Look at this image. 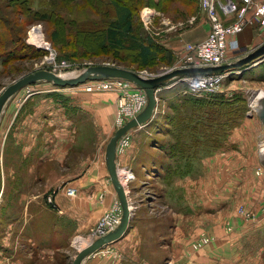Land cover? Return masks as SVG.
Returning a JSON list of instances; mask_svg holds the SVG:
<instances>
[{
  "label": "rangeland",
  "instance_id": "obj_1",
  "mask_svg": "<svg viewBox=\"0 0 264 264\" xmlns=\"http://www.w3.org/2000/svg\"><path fill=\"white\" fill-rule=\"evenodd\" d=\"M43 1L45 0H37V9ZM59 5V8H62V10L58 11V14L63 18L60 17L57 23L54 20L48 22L40 19L32 21V23L31 20L37 17L35 13L37 9L33 8L31 10L32 14L29 15L20 9V5L16 0H0V30L5 32L6 36L10 32L11 35H17V41L7 42L9 46L0 49V54L2 52H4V55L7 52L14 53L13 56H8V59H10L5 63L0 61V95L6 87L15 81L39 70H50L49 68L52 67L51 64L45 62L44 56L41 57L43 51H39L38 49L37 51L30 50L26 46V44H29L27 43L29 35L45 39L55 49L57 60L67 61L74 70L84 71L90 66L105 65L134 70L138 74L139 72H147L162 75L166 73L164 72L165 70L174 68L184 55L183 53L177 55V52L166 44L167 41L181 35L183 31L186 32L188 29L196 28L195 26L199 24L201 27V13L204 14L200 8V0L198 3H193L191 0H170L163 12L158 10V14L154 15L151 25L145 26L142 21V10L147 5L143 6L137 14V32L143 34L145 37H153L173 53L172 60L167 58L161 62L159 61L154 66L145 67L141 65L138 58L127 54V51H125L124 54L126 55L123 56V59L121 54V59L115 58L113 54L109 53L111 50L99 53L100 50L95 48L96 43L91 36L81 32L83 31V26L95 28V25L104 23L107 20V16L108 18L109 16L110 18L112 17L114 9L110 5L109 0L107 2L74 0L70 1L68 5ZM9 21L14 25L12 31L5 28L4 23ZM55 31H59L60 33L57 36L58 38L53 39ZM203 31L206 32L205 28H203ZM69 42H72V45L75 44V52H73V48H70ZM188 43L190 42H181V45L184 46L183 51ZM30 46L34 47L33 45ZM68 53H71V57H74L75 60L63 57L66 54L70 56ZM243 55L242 57L235 56L236 61L246 56ZM43 82L45 81H36L15 92L4 104L0 115V258H4V262H0V264H73L79 253L80 243L76 242V240L79 237H83L90 242L94 241L99 237L94 236V230H97V226L105 214L112 210L113 206H121L119 199L116 200L100 216L96 224L90 230H87L88 233L81 234L79 232L74 241L72 239L71 245L67 243L69 235L63 233L64 237L60 238L62 245H65L66 248H61L60 251L53 254L50 251L48 252L46 248L40 251L36 240V235L38 238L40 230L47 232V246L53 247V250L59 245L54 236L51 237L54 230L57 232L60 230L68 232L67 225H65L64 230L63 227H56L54 221L60 215L53 210L55 202L50 203L53 206L48 204V196L50 194L54 196L52 194L54 187L48 186L46 181H48V178L56 176L54 171H51L52 166L59 167L54 165V163L48 165L37 163V142L34 139V133L29 131L33 126L31 116L26 117L25 120L21 118L18 121L19 109L30 99L37 96V85ZM134 84L137 85L136 83ZM28 88L35 93L27 96ZM220 88L225 90L229 97L240 95L246 98L242 116H252L253 121L246 125V130L250 133L246 130L239 131V139L233 144L238 147L236 148V152L229 154V156L222 155L217 159H210L213 161L211 166L214 165L213 171L216 179L222 180L217 197L219 200L218 205L211 212L214 215L203 217L201 223L197 225H192L194 222L193 217H183L187 223L190 222L191 224H187L182 236L187 239L189 238L192 251L202 250L206 245L198 249L194 248L193 245L200 239H203V236L214 237L215 240L213 242H216L220 240V236L224 238L225 235L232 233L234 226L232 230H228L230 229L228 226L230 220H224V217L229 212L235 213V211L242 216L240 209L245 207L252 214L253 218L249 221L245 220L248 223V231H244L240 237V244L242 246L239 250L240 259H236L231 264H264V165L261 163V160L264 159L261 154V144L264 140V126L258 119L252 107L253 105L249 104L255 93L264 91V60L250 67L248 70L241 71L240 69L231 73L222 82ZM141 90L144 91L143 88ZM99 92H112L116 95L117 112L114 122L116 132L121 127L116 123L119 109L121 110L120 103L123 106H128L133 101L134 95L138 93V89L135 86L127 87L121 85L108 91ZM155 113L154 118L160 117L159 114H162L161 118L166 114L172 116L173 130H177L179 126H183V123H178V121L181 117L188 115L187 109L179 112L173 110L171 107L168 108L166 105H159V99ZM18 122L22 130H17ZM165 128L171 130L169 126H165ZM13 130L16 131V135L14 136ZM163 133L167 136L166 139H161L159 135L154 134L149 146H156L158 141L166 146L173 140L172 131H164ZM110 139L106 140V151ZM125 148L117 144V155L118 152ZM165 155L163 158H160L161 160H158L159 163L165 162L162 160L166 157L168 158L167 152H165ZM79 158L81 157L75 156L74 159L69 160L67 165L73 164L76 167ZM121 170H123V167H119V172L122 173ZM38 172L43 176V179L38 176ZM232 172H234L233 175L231 174ZM210 173L211 171L203 173L201 179L205 175L209 178ZM150 175L153 177L151 171ZM134 179L133 176V178L124 182L126 183L125 190L131 211L137 210L138 230H133V241L139 243V247L145 255L141 256L139 261L141 264H178L174 252L167 243L173 238L172 230H174L175 235V232L180 230L178 229L179 220L176 217L168 216L170 215L167 212L168 209L161 202L160 197H158L160 196L161 187L156 185V181L152 180L150 183L144 185L143 183L134 181ZM225 180L232 181L236 185L235 187L238 188V191L234 192L232 200H227L229 196L228 192L231 190L227 185L225 186ZM225 203L226 206L222 208ZM239 203L242 205H239ZM245 204H249L248 208ZM105 228L108 230L111 228V225H107ZM113 229L108 230V232ZM75 231L71 230L72 233ZM50 238H52V242ZM110 244L104 246L96 253H99L101 257L117 256L116 248L110 249ZM222 246V250L217 251L220 254V257L217 258L219 260L225 259L226 261L228 251H225L224 244ZM63 249L65 250L62 251ZM119 251L121 252L122 250L119 249ZM231 252L235 253L237 249L231 250ZM90 256L85 257L81 264H84Z\"/></svg>",
  "mask_w": 264,
  "mask_h": 264
},
{
  "label": "crops",
  "instance_id": "obj_2",
  "mask_svg": "<svg viewBox=\"0 0 264 264\" xmlns=\"http://www.w3.org/2000/svg\"><path fill=\"white\" fill-rule=\"evenodd\" d=\"M32 7L37 9V0H32ZM201 15V27L199 24L195 26L196 28L188 29L186 32L183 31L181 35L167 41L166 44L171 46L177 52V55L184 54V46L181 45V42L195 43L206 37L209 22L205 13H201ZM224 19L226 22L232 20V18H226L225 16ZM203 28L206 32L203 31ZM194 31L196 32L194 33ZM263 37L264 33L258 24L247 26L239 34L240 48L233 54L237 57H242L246 52L248 54L249 50L261 45ZM234 60L236 61V57L232 59V61ZM37 90L40 91L37 92V96L30 99L19 109L18 121L21 118L25 120L26 117L31 116L33 126L29 131L34 133V139L37 142V163H44L45 165L54 163L59 167L52 166L51 171L53 170L56 176L48 178L46 182L48 186L54 187L52 191L55 199L53 210L60 215L56 218L57 220L55 219L54 224L57 228L63 227V230L67 225L68 232L54 230L51 237L54 236L59 244L54 250L53 247L47 246L46 241L48 239L45 230L39 231L38 238L36 235L40 251L46 248L48 252L50 251L53 254L60 251L61 248H66L65 245H62L60 238L64 237L63 233L69 235L67 243L71 245L72 239L74 241L79 232L81 234L88 233L87 230H90L100 216L118 200L117 191L111 181L107 166L105 146L106 140L111 138L115 132L116 95L112 92H87L78 86H55L49 82L37 85ZM219 91L226 94L225 90L221 88ZM251 117L245 115L241 118L239 124L235 126L220 147L206 146L202 148L200 146L198 157L188 163L187 168L190 172L185 175L179 174L176 169L169 171L167 164L171 161V158L168 153V158L162 160L165 162H158L165 155V150L159 148L158 145L149 146V144L154 134L159 135L161 139H166L167 136L163 132H157L150 125L151 123L132 130L130 132V146L118 152L116 159L118 176L120 177L119 167H123L121 171L125 172V169L129 168L133 172L134 181L144 185L152 180L156 181V185L161 187L160 196L158 197L168 209L167 212L170 214L168 216L176 217L179 220L178 229L180 230L175 232L176 235L172 230L173 238L167 243L174 252L178 264H219V262L221 264H226V262L231 264L236 259H240L239 250L242 247L240 237L244 231H248V223L243 216L236 213V211L235 213L229 212L224 220H230L229 223L234 226V231L225 235L224 238L220 236L219 241L195 252L191 250L189 238L182 236L187 224L190 223H187L183 217H193L194 222L192 225L194 226L201 223L203 217L214 215L211 212L218 205L219 200L217 197L222 180L216 179L213 171L214 165L211 166L213 161L210 159H217L222 155L229 156V154L236 152L238 147L233 144L239 139V131L246 130V125L253 121ZM17 130H22L19 122ZM13 131L14 136L16 131ZM246 131L250 133L248 130ZM75 156L81 157L77 161V166L67 165L69 160L71 161ZM181 165L184 166V163ZM150 171L153 177H151ZM210 171L209 178L205 175L201 179L203 173H209ZM39 173L38 176L43 179V176ZM231 174L233 175L234 172ZM224 184L231 190L228 192L227 200H232L233 194L238 191V188L230 180H225ZM191 187L193 188L191 189ZM67 188L76 189L77 193L68 195ZM48 204H50L49 201ZM239 205L242 204L239 203ZM245 205L248 208L249 204ZM225 206L226 203L222 208ZM132 212L126 233L109 245L110 249L116 248L117 256L101 257L99 253H95L88 257L84 264H141L139 258L145 255L142 253L139 243L133 241V230H138V216L137 210ZM71 230L76 231L72 233ZM50 241L52 242V238H50ZM223 244L225 251H228L226 261L217 258L220 257L217 251L222 250ZM235 249H237V252L232 253L231 250ZM137 255L138 257H136ZM0 262H4L3 257L0 258Z\"/></svg>",
  "mask_w": 264,
  "mask_h": 264
},
{
  "label": "trees",
  "instance_id": "obj_3",
  "mask_svg": "<svg viewBox=\"0 0 264 264\" xmlns=\"http://www.w3.org/2000/svg\"><path fill=\"white\" fill-rule=\"evenodd\" d=\"M47 1L45 0L40 4L35 12L37 17L33 18L31 22L40 19L48 22L54 20L57 23L60 17L63 18L58 14V11L62 10V8H59V4L68 5L70 1L74 0ZM90 1L107 2V0ZM191 1L193 3L199 2V0ZM16 2L24 13L32 14V0H16ZM109 2L114 9L112 17L109 16L108 18L107 16V20L104 23L95 25V28L83 26V31H81L83 34L91 36L96 43L95 48L100 50L99 53L111 50L109 53L113 54L115 58L121 59V54L123 59V56L126 55L124 53L127 51V54L138 58L141 65L145 67L154 66L159 61L161 62L167 58L173 59V53L170 49L153 37H145L143 34L138 33L136 27L137 14L143 6L148 5L157 11L163 12L170 0H109ZM4 24L9 31L14 29V25L10 21ZM59 33V31H55L53 39L58 38ZM16 39V34L11 35L10 32L6 36V33L0 30V49L9 46L8 43L15 42ZM69 45L75 52V44L72 45V42H69ZM26 46L30 50L37 51L29 44H26ZM3 53L0 54L2 63L10 59H8V56L14 55L13 52H7L5 55ZM68 54L70 56L66 54L63 57L75 60L74 57H71V53ZM174 83L173 81L170 82L168 87L163 88L158 93L159 105H166L168 108L171 107L179 112L187 109L188 115L181 117L178 121V123H183V126L173 130L172 116L168 114L163 118H161L162 114H159L160 117L154 118L150 125L157 132L172 131L173 140L168 145L164 146L160 141L157 142V145L165 150L171 158V161L167 164L169 171L176 169L179 174L185 175L190 172L187 168L188 163L198 157L200 146L202 148L206 146L220 147L235 126L239 124V120L244 117V115L242 116V110H244L246 98L240 95L229 97L228 94L222 91L214 93L207 91L193 92L185 81ZM165 126H169L171 130L166 129ZM183 163L184 166L181 165Z\"/></svg>",
  "mask_w": 264,
  "mask_h": 264
},
{
  "label": "built area",
  "instance_id": "obj_4",
  "mask_svg": "<svg viewBox=\"0 0 264 264\" xmlns=\"http://www.w3.org/2000/svg\"><path fill=\"white\" fill-rule=\"evenodd\" d=\"M200 8L209 21L206 38L195 43H188L185 46L184 55L178 64L174 68L167 69L164 72L167 73L176 68L209 67L230 63L236 56L233 53L240 48L238 36L247 26L258 24L264 33V0H200ZM157 12V10L149 6L143 8L142 21L145 26L151 25L154 15L158 14ZM224 16L226 18H232L231 22H226ZM262 41L261 45L264 44V37ZM27 43L33 45L39 51H43L41 57L44 56V59H46L45 62L52 65V67L49 68L50 71L58 76L68 78L79 73L80 70L72 69L67 61H58L55 49L46 42L45 39L29 35ZM139 74L146 78H154L161 75L147 72H139ZM228 75L229 73L191 76L187 77L185 81H187L190 90L193 92L207 91L214 93L219 91L222 82ZM121 85L127 87L135 86L138 89V93L134 95L133 101L128 106H123V104L120 103L121 110L119 109L116 123L122 126L128 120L136 117L142 112L147 104V95L140 87L135 85L131 80L119 77H103L90 80L79 85V87H82L87 92H99L108 91ZM37 92L40 91L37 90ZM34 93L35 92H32V90L28 88L27 96ZM130 143L131 134L129 132L119 140L118 146L125 148L129 146ZM126 172L130 173L127 176L128 181L133 178L134 175L129 168L125 170V173ZM76 193V189L67 188L68 195H75ZM54 200V197L50 194L48 196V201L52 203ZM240 213L246 221L253 218L252 214L248 212L245 207L240 209ZM121 214V206H113L112 210L106 213L99 222L97 230H94V236L97 237L106 234L108 230L117 226L120 222ZM107 225H111V228L108 230L105 228ZM228 226L230 227L228 230H232L233 225L229 223ZM203 237V239H200L193 245L194 248L198 249L203 247L213 240V238L208 236H206L207 238L205 236Z\"/></svg>",
  "mask_w": 264,
  "mask_h": 264
},
{
  "label": "water",
  "instance_id": "obj_5",
  "mask_svg": "<svg viewBox=\"0 0 264 264\" xmlns=\"http://www.w3.org/2000/svg\"><path fill=\"white\" fill-rule=\"evenodd\" d=\"M264 60V44L256 47L249 52L245 57L230 63H226L219 66L209 67H188V68H176L170 72L162 74L154 78H146L136 73L134 70L124 69L115 66L94 65L86 68L84 71L79 72L77 75L63 78L55 74L50 70H39L35 73L29 74L13 84L5 88L0 95V115L6 101L18 90L22 89L29 84L36 81H45L54 84L55 86L67 87V86H79L90 80H96L103 77H119L133 81L139 87L143 88L147 95V104L145 108L136 117L128 120L123 126L118 128L115 134L111 137L107 147L106 157L107 166L110 174L111 181L117 191L118 199L122 207V215L118 226L104 234L97 237L91 245L77 254L73 264H81L82 260L88 255H92L104 246L117 241L127 231L133 212L128 202L125 187L122 185L117 174V144L120 138H122L129 131L146 125L154 118L155 109L158 106V93L160 89L166 87L170 82L176 80H184V77L200 76V75H213L220 73H234L236 70H248L250 67L258 64ZM243 69V70H242ZM258 97V93L251 98L254 110L259 120L264 125V96L260 99L258 104H254L255 98ZM264 165V159L261 160ZM0 187H1V168H0ZM91 253V254H90Z\"/></svg>",
  "mask_w": 264,
  "mask_h": 264
},
{
  "label": "bare ground",
  "instance_id": "obj_6",
  "mask_svg": "<svg viewBox=\"0 0 264 264\" xmlns=\"http://www.w3.org/2000/svg\"><path fill=\"white\" fill-rule=\"evenodd\" d=\"M262 91H260L259 93H258V97H256L255 98V100H254V104H258L259 103V101H260V99L264 96V91L261 93ZM253 107V106H252ZM254 108V107H253ZM255 111V110H254ZM256 113V112H255ZM121 147V146H120ZM261 147H262V150H261V154H262V156L264 157V140L262 141V144H261ZM130 173H128V172H124V171H122V173L120 172V177H119V180L121 181V183H122V185L126 188V183L124 182V180H127L126 178H127V176L129 175ZM213 238V240H215V238L214 237H212ZM213 240L211 241V242H213ZM76 242H79L78 244H79V253L82 251V250H85V249H87L90 245H91V243L93 242H90L89 240H87V239H84L83 237H79L77 240H76ZM210 242V243H211ZM209 244H207L206 246H208ZM91 254V253H90Z\"/></svg>",
  "mask_w": 264,
  "mask_h": 264
}]
</instances>
